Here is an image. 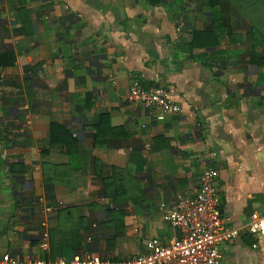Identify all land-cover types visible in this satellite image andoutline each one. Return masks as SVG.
Segmentation results:
<instances>
[{
	"label": "crops",
	"instance_id": "0c3cea01",
	"mask_svg": "<svg viewBox=\"0 0 264 264\" xmlns=\"http://www.w3.org/2000/svg\"><path fill=\"white\" fill-rule=\"evenodd\" d=\"M248 25L215 26L205 0H0V257L129 258L171 242L164 213L214 167L222 219L239 230L221 264H264V236L246 229L264 213V42L250 53ZM134 80L165 86L181 112L156 120Z\"/></svg>",
	"mask_w": 264,
	"mask_h": 264
},
{
	"label": "built area",
	"instance_id": "2783aa9c",
	"mask_svg": "<svg viewBox=\"0 0 264 264\" xmlns=\"http://www.w3.org/2000/svg\"><path fill=\"white\" fill-rule=\"evenodd\" d=\"M130 95L145 108L154 110V118L158 121L182 110L162 85L144 88L139 80H134ZM27 123H31L30 118ZM218 176L217 169L206 168L200 177L198 191L179 197L176 208L164 213V219L177 231L171 242L160 244L150 240L145 252L129 258L104 257L86 249L69 258L56 259L41 256L19 258L7 253L0 257V264H221V245L236 238L239 230L227 226L222 219ZM61 205L63 202L57 201L46 209L52 212ZM246 229L253 235L264 236V213L255 211ZM42 249L49 250L47 237H44Z\"/></svg>",
	"mask_w": 264,
	"mask_h": 264
},
{
	"label": "trees",
	"instance_id": "16d2710c",
	"mask_svg": "<svg viewBox=\"0 0 264 264\" xmlns=\"http://www.w3.org/2000/svg\"><path fill=\"white\" fill-rule=\"evenodd\" d=\"M205 3L211 7L214 12V25L216 23L228 24V20L232 18L233 14L240 15L243 19H246L249 23L248 31L245 32V38L252 45L253 50L250 48V53L256 54V48L264 42V0H205ZM199 32L194 34L193 41L196 42L199 36ZM255 54H253L255 56ZM257 55V54H256ZM106 122H103L97 127V134L95 138V146L105 145L109 141L103 134H105L106 130L104 128ZM1 126V125H0ZM0 127V132H1ZM60 131V135H63V138L66 141V144L70 146L71 143L76 142V138L73 133L69 132L65 127L59 124H52V132ZM3 133H0V136ZM10 134V133H9ZM8 133L4 134V137L9 135ZM11 135V134H10ZM63 141V142H65ZM104 194L109 197L112 196L115 200H117L116 192L112 191L113 179L111 177L104 178ZM53 198L49 205L55 204L56 201ZM18 204H30V206H35L37 204V200L34 197H30L27 195H22L17 197ZM50 258L56 259L51 255H47ZM46 256V257H47Z\"/></svg>",
	"mask_w": 264,
	"mask_h": 264
}]
</instances>
